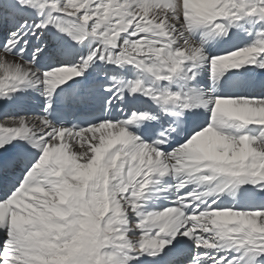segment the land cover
Masks as SVG:
<instances>
[{
    "label": "snow or ice",
    "instance_id": "obj_1",
    "mask_svg": "<svg viewBox=\"0 0 264 264\" xmlns=\"http://www.w3.org/2000/svg\"><path fill=\"white\" fill-rule=\"evenodd\" d=\"M0 264H264V0H0Z\"/></svg>",
    "mask_w": 264,
    "mask_h": 264
}]
</instances>
